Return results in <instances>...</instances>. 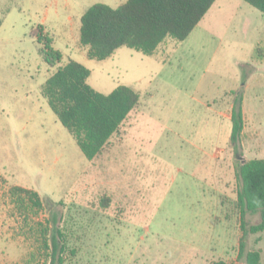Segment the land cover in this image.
I'll return each mask as SVG.
<instances>
[{
  "label": "rangeland",
  "instance_id": "1",
  "mask_svg": "<svg viewBox=\"0 0 264 264\" xmlns=\"http://www.w3.org/2000/svg\"><path fill=\"white\" fill-rule=\"evenodd\" d=\"M126 2L0 0V264H246L242 239L264 264V232L244 236L237 205L241 164L264 159V14L220 0L186 40L168 37L151 56L122 47L90 59L83 14ZM39 26L61 64L45 62ZM72 60L91 71L96 91L140 94L92 161L42 94ZM234 93L246 120L237 147ZM15 186L37 192L42 207L13 196Z\"/></svg>",
  "mask_w": 264,
  "mask_h": 264
},
{
  "label": "trees",
  "instance_id": "2",
  "mask_svg": "<svg viewBox=\"0 0 264 264\" xmlns=\"http://www.w3.org/2000/svg\"><path fill=\"white\" fill-rule=\"evenodd\" d=\"M217 0H127L117 8L94 4L81 18L80 42L88 48V57L106 60L127 47L151 56L168 37L186 40L202 22ZM264 14V0H244ZM43 45L42 55L50 66L63 60L60 50L43 26L33 34ZM91 71L77 61L60 67L44 84L42 94L61 124L73 135L85 157L92 161L118 134L130 114L140 103V94L130 86L120 85L109 94H102L88 84ZM231 142L237 147L245 128L243 98L234 93ZM241 187L237 205L241 212L242 231L247 234L264 232V159L242 163L239 168ZM13 196H25L41 208L40 195L30 189L15 186ZM106 200V199H105ZM104 200L107 207L108 201ZM247 214H259L261 221L248 226ZM57 245L59 243H56ZM57 245L55 249H57ZM57 254V251H54ZM240 259L246 264H261L260 250L245 252L242 239ZM55 259V257H54ZM212 264H234L224 260Z\"/></svg>",
  "mask_w": 264,
  "mask_h": 264
},
{
  "label": "crops",
  "instance_id": "3",
  "mask_svg": "<svg viewBox=\"0 0 264 264\" xmlns=\"http://www.w3.org/2000/svg\"><path fill=\"white\" fill-rule=\"evenodd\" d=\"M219 1H220V0H217V1H216V3L214 4V6L212 7V9H213L215 6H217V4H218ZM218 7L220 8L219 5L217 6V8H218ZM212 9H211V10H212ZM211 10H210V11H211ZM210 11H209V12H210ZM165 42H166V41H165ZM165 42H164L163 44L160 45V47L158 48V50H160L161 46L164 45ZM158 50H157V51H158ZM157 51H156V52H157ZM243 113H244V120H245V110H244V107H243ZM245 122H246V120H245ZM244 129H245V128H244ZM243 132H244V131H243ZM242 135H243V133H242ZM260 159H261V158H260ZM259 234H261V233H259Z\"/></svg>",
  "mask_w": 264,
  "mask_h": 264
},
{
  "label": "water",
  "instance_id": "4",
  "mask_svg": "<svg viewBox=\"0 0 264 264\" xmlns=\"http://www.w3.org/2000/svg\"><path fill=\"white\" fill-rule=\"evenodd\" d=\"M243 163H245V162H243Z\"/></svg>",
  "mask_w": 264,
  "mask_h": 264
}]
</instances>
